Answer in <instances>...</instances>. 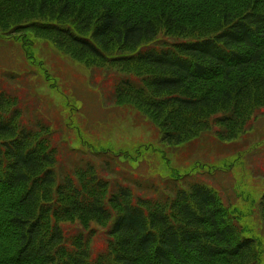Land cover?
Instances as JSON below:
<instances>
[{"label":"trees","instance_id":"1","mask_svg":"<svg viewBox=\"0 0 264 264\" xmlns=\"http://www.w3.org/2000/svg\"><path fill=\"white\" fill-rule=\"evenodd\" d=\"M28 33L125 75L116 102L171 144L221 112L216 134L235 138L264 104V0H0V38ZM57 158L50 129L25 124L0 86V264H258L255 240L204 184L142 197L101 176L99 160L58 169ZM259 207L264 223V194ZM97 228L107 242L92 257Z\"/></svg>","mask_w":264,"mask_h":264},{"label":"rangeland","instance_id":"2","mask_svg":"<svg viewBox=\"0 0 264 264\" xmlns=\"http://www.w3.org/2000/svg\"><path fill=\"white\" fill-rule=\"evenodd\" d=\"M167 44L174 38H163ZM115 68H87L28 33L0 38V86L20 101L27 125H45L57 147V168L101 161L105 179L133 195L168 196L200 182L217 193L252 237L264 264V223L259 200L264 194V104L238 119L241 133L222 139L211 115L209 130L181 144L162 138L160 128L131 106L118 105L114 88L124 78ZM84 159V160H83ZM96 159V160H92ZM68 235L82 231L64 223ZM85 234V233H84ZM107 235L97 228L91 256L105 250Z\"/></svg>","mask_w":264,"mask_h":264}]
</instances>
